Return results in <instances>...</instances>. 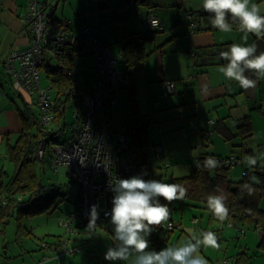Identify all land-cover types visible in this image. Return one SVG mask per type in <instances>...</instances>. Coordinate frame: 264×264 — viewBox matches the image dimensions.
<instances>
[{
	"label": "crops",
	"instance_id": "obj_1",
	"mask_svg": "<svg viewBox=\"0 0 264 264\" xmlns=\"http://www.w3.org/2000/svg\"><path fill=\"white\" fill-rule=\"evenodd\" d=\"M48 1L52 4L55 17L70 21L69 29L75 36L79 35L77 31L83 22L89 23L99 39L109 44L113 51L118 49L114 52L121 55L119 66L125 72L128 69V65L123 61L126 44L134 35L147 36L143 40L144 57L134 64L133 74L126 76L124 85L116 91L115 96L118 93L124 108L120 110L124 112V119H126L129 88L133 86L135 89L139 112L145 117L148 126L150 145L147 154L151 144L159 143L163 147L162 157L154 162L152 168L170 166L167 160L181 158L192 161V170L199 156L215 158L235 156L240 159L241 164L233 167V171L227 172L228 177L232 180H240L244 170L249 168L254 169L250 181L258 182L259 173L264 172V78L255 75L256 87L254 90L245 91L240 88L238 82L227 79L219 70L221 65L227 63L221 58L220 52L226 51L233 43H244L242 37L245 35H247V45L253 44L257 38L255 34L241 32L237 24H233L230 32L216 29L211 23V14L205 12L202 7L203 0ZM185 2H189L192 6H201V9L200 7L196 8L198 10L189 9L196 15H192L191 12V14H185L184 22L180 23L178 9H183ZM27 4L28 0H0V172L5 171L7 174L11 173V169L14 171V165L9 158V149L16 144L22 131L20 110H24L25 106L32 102V95L27 91L11 88L5 73L10 51L23 49L30 42V32L23 23ZM151 13L160 20V27L154 30L147 23ZM204 16L208 22L205 23L204 20L201 23ZM75 17L79 22L83 20L78 26L75 24ZM175 20L176 22L172 24ZM234 32L237 35H234ZM53 61L54 59L51 60ZM79 61L85 67L84 86L90 90L91 86L90 89L87 88L89 83L87 58L84 55ZM51 62L48 61V63ZM43 71L45 70H41V73ZM96 77L97 72L95 79ZM166 80L174 81L176 89L170 95L162 96L161 84ZM46 84L48 82L45 78L43 85ZM118 97H116L117 106ZM111 115H113V109ZM244 116H247L251 125L250 131L245 135L240 134L238 129V124ZM209 132H211L210 141L206 142ZM222 140H225L226 150L222 149ZM198 143H202L200 148L197 147ZM248 156L257 157V164L254 167L247 165ZM150 172L149 170L148 173ZM239 174L242 175L241 178L236 179L235 175L238 178ZM253 176H256L255 181ZM44 188L46 187L39 188L37 191ZM78 194H80V188ZM78 201L79 195L74 202V207L62 212L63 217L77 207ZM181 203L197 207L196 204L184 203L183 200ZM259 205L263 209L264 206L260 202ZM63 217H59L58 221L61 226ZM172 220H174L173 217ZM210 220L214 221V228L217 229L209 230L215 231L219 238L218 242L225 233H231L230 229H223L225 221L227 226L234 227L229 225V222L233 221L229 217L223 222ZM201 221L198 217L193 218V226ZM200 225L202 226L203 222ZM70 227V230L64 227V234L56 236L51 241L43 240L53 244L61 239L69 248H80V251L60 255L59 264H131L133 257L115 262L104 259L105 252L109 247L114 246V241H109L105 232L101 230L102 228L107 232L112 231L103 222H96V227L90 231L88 223H80L75 219ZM241 227L244 228L243 232L234 228L238 234L242 233L246 235L244 238H247L245 225ZM173 230L174 228L170 231L167 240L161 244H153L150 241V248L158 251L164 247V244L168 245ZM203 231L202 229L200 232ZM177 236L180 239L182 232L176 233L174 238ZM202 249L205 248H201L200 253L207 259L208 264H238L240 262L248 264L251 260L248 249L230 255L231 257L224 258L222 261L212 260L215 253L212 251L213 248H207L210 254L203 252ZM54 251V249L42 250L43 260L33 264H52L56 260ZM216 252H220V249ZM6 253L7 247L0 242V255L7 258ZM10 262L11 260L7 264H12Z\"/></svg>",
	"mask_w": 264,
	"mask_h": 264
},
{
	"label": "built area",
	"instance_id": "obj_2",
	"mask_svg": "<svg viewBox=\"0 0 264 264\" xmlns=\"http://www.w3.org/2000/svg\"><path fill=\"white\" fill-rule=\"evenodd\" d=\"M23 23L30 32V42L23 49L10 51L6 71L12 76L16 89L36 95L41 108V123L49 125L53 118L54 101L48 87H42L40 83L41 66L60 52L68 38L75 41L77 36L69 29L70 21L55 18L52 4L48 0H28ZM147 23L151 29L160 27V20L154 13L148 16ZM80 37L91 48L97 77L90 90H85L84 87L82 89L84 110L75 113L70 136L63 139L60 135L59 140L51 147L54 154L53 166L57 169L64 165L70 179L78 183L80 188L77 207L64 215L61 224L70 230V224L75 219L80 223H89V209L95 204L99 212L96 222H103L113 231L110 211L114 193L109 187L110 178L116 176L123 179L138 175L142 166L147 171L151 170L154 162L162 157L163 147L159 143L151 144L148 154L144 156L130 145L126 132L118 133L116 140L114 139V133L107 125L108 117L117 102L115 93L124 85L130 70L125 72L120 68L121 55L99 39L89 23L80 26ZM161 86L162 96H167L176 89L172 80L163 81ZM99 115L102 116L101 120L98 119ZM210 134L211 132L208 133L206 142L210 141ZM200 146L202 143H198L197 147ZM219 161L225 168L241 164L240 159L235 156L220 158ZM253 173L254 169L246 168L243 176L250 180ZM32 195L34 198L39 196L38 193ZM5 202L6 196H0V206ZM229 225L244 231L234 221L229 222ZM175 226L176 223L172 220L161 225L165 229H173ZM41 247L47 251L55 250L56 260L52 264H59V257L64 253L80 251L79 247H67L61 239L53 244L43 241Z\"/></svg>",
	"mask_w": 264,
	"mask_h": 264
},
{
	"label": "trees",
	"instance_id": "obj_3",
	"mask_svg": "<svg viewBox=\"0 0 264 264\" xmlns=\"http://www.w3.org/2000/svg\"><path fill=\"white\" fill-rule=\"evenodd\" d=\"M55 18L60 20L57 17ZM230 23L239 25V21L231 17ZM77 37L73 42L68 38L62 45L60 52L49 60L51 62L54 59V61L51 63L45 61L41 66V70L46 71L48 82L46 85H41L42 87H48L54 101L51 123L49 125L41 123V108L37 103L35 94H31V103L36 104L39 108V115L33 110L31 103L28 106L25 104L27 107L25 106L24 110H20L22 131L16 144L9 149V158L14 165V171L11 174H7L5 171L0 172V196H6V202L0 206V224L6 223L7 219L14 215L16 208L23 209L22 203L30 201V205H37V202L53 190V188L48 187V189L44 188V193L39 194L38 197L34 198L32 195L39 188L44 187L37 174V168H43L44 162H48L53 166L54 154L51 147L59 140L60 135L67 126V108L71 104L74 106L73 119L76 112L84 110L81 92L86 83L85 67L79 59L87 52L84 51L86 45L83 39ZM146 38L147 36L142 34L134 35L126 44L123 61L130 70L127 76L133 74L134 69L132 67L144 57L143 40ZM5 73L9 78L11 88L18 90L14 87L13 78L6 71V67ZM85 90L88 89L85 88ZM124 125L129 136L130 145L137 152L143 153L144 156L147 155V149L150 145L147 121L139 112L136 91L133 86L129 88L128 92V116ZM238 129L239 133L244 135L250 131L251 125L247 116L241 118ZM40 152L42 155H40ZM205 158L206 156L198 157V162L193 166L190 174L172 179V183L182 184L188 189V194L183 202L200 206L208 212L210 219L218 221L208 209L206 198L209 194H219L217 189L223 190L227 196L229 218L241 226H253L258 229L260 233L258 247L264 250V210L259 205L260 199L264 196V172L259 173L257 183H252L245 177L240 180H232L227 175L228 168L222 165L211 170L204 168L203 161ZM216 159L219 160L220 158L217 157ZM54 169L58 170L59 166L57 169L54 167ZM141 173H145L144 179H150L148 171L143 166L140 170ZM71 181L73 180L71 179ZM246 183L250 184L255 190L251 195L243 190V185ZM161 203L166 202L161 198ZM169 208L171 210L169 220H172V202L169 204ZM171 230L165 229L161 225L156 226L149 239L153 244H161L167 240ZM238 264L244 263L240 262Z\"/></svg>",
	"mask_w": 264,
	"mask_h": 264
},
{
	"label": "clouds",
	"instance_id": "obj_4",
	"mask_svg": "<svg viewBox=\"0 0 264 264\" xmlns=\"http://www.w3.org/2000/svg\"><path fill=\"white\" fill-rule=\"evenodd\" d=\"M202 7L211 14L213 27L230 32L233 24L229 16L239 21V30L243 33L255 34L264 38V15L260 6L252 0H203ZM244 43H233L220 56L227 61L219 70L229 80L238 82L245 91L254 89L257 80L251 78V71L264 78V51H259L257 44L247 45V35L242 37ZM246 163L250 167L257 164V157L248 156ZM221 162L214 156H207L203 161L206 169H216ZM145 173L129 178L113 176L109 187L114 193L110 211L113 225L114 246L104 254L107 261H125L133 257L131 264H208L200 253L201 247L219 248L218 236L214 231H203L199 234L190 232L189 236L177 244L165 246L160 250L150 248V239L156 226L170 219L169 204L176 200H184L188 189L179 183H166L157 179H144ZM243 190L251 195L255 190L250 184H244ZM219 194H209L206 198L208 209L220 222L229 217L227 196L223 190ZM161 198L166 203H161ZM109 215V213H106ZM89 230L96 227L99 218L98 206L93 204L89 209Z\"/></svg>",
	"mask_w": 264,
	"mask_h": 264
},
{
	"label": "rangeland",
	"instance_id": "obj_5",
	"mask_svg": "<svg viewBox=\"0 0 264 264\" xmlns=\"http://www.w3.org/2000/svg\"><path fill=\"white\" fill-rule=\"evenodd\" d=\"M253 3H256L260 6L261 14L264 15V0H252ZM203 3V1H202ZM200 7V8H199ZM201 9V6H192L189 2H185L183 5V9L179 8V20L180 23H183L185 20V14L192 13L196 15V13L189 9ZM198 10V9H196ZM190 13V14H191ZM173 14V13H171ZM206 14V13H204ZM206 16H204L201 20L203 23ZM208 22V20H205ZM80 22H83L81 20ZM77 21V17H75V24L80 23ZM176 22L173 21L172 24ZM84 23V22H83ZM81 26V25H80ZM176 26V25H174ZM182 25H177L176 27H180ZM77 31V29H76ZM78 36H80V28L77 31ZM234 35H237V33L234 32ZM87 54L85 57L87 58V78L89 79V83L87 85V88L93 86V81L96 76V69L94 67L93 58L90 55L91 54V48L86 47ZM118 50V49H114ZM90 53V54H88ZM91 57V58H90ZM46 78L45 71L41 73V84H44V79ZM96 80V79H95ZM90 89V88H89ZM116 97H118V93L116 94ZM31 106L33 110L36 111V113L39 115V108L36 106V104L31 103ZM73 109L74 106L71 104L67 108L66 112V123L67 126L65 130H63V133L61 134V137L63 139H67L71 134V122L73 121ZM113 109V115H109L108 117V127L113 131L114 133V139L116 140L117 134L122 133L125 131V119H124V112H122L120 109L122 108L121 101L118 97V106L114 105L112 107ZM99 120L102 119V116L99 115ZM222 149L226 150V143L225 140H222ZM170 164V166H159L160 168H152L149 173L150 179H157L162 180L166 183H172V179L174 177H179L183 175L190 174L191 172V160L189 159H170L166 161ZM175 165H177V169L175 168ZM173 167V168H172ZM237 167V166H235ZM154 169V170H153ZM176 169V170H175ZM233 171V168L228 169V173ZM13 170L11 169V173ZM10 173V174H11ZM37 174L41 180V183L46 188H53L52 191L48 192L47 196L43 197L39 202H37V205H30V201L22 203V208H16L14 211V215H11L6 223L0 224V242L4 246L7 247V253L6 257H3V255H0V264H7L9 260H11L10 263L15 264H33L37 263L43 260L42 258V250H44L41 247V242L43 240L45 241H51L55 239L58 235L64 234V227L59 224V217H63L64 210H68L74 207V202L78 197V189L79 185L78 183H75L74 181H71L70 177L67 174V168L64 165L59 166L58 171L54 169V167L48 163L44 162L43 168L38 167L37 168ZM241 174H239V177L237 178V175H235L236 179L241 178ZM234 177V178H235ZM244 176H242L243 178ZM256 176H253V181H255ZM54 186L56 187L54 189ZM38 193H44V190L36 191L33 194ZM63 193H65V196H63ZM63 198V199H62ZM260 204L264 206V197L262 200H260ZM172 217L175 220V223L177 224L176 227H174L172 236L167 244H164L165 246H170L173 244H177L181 240L187 238L190 234V232H194L196 234H199L200 231L203 229L205 231H213L209 230L214 228L215 223H213L208 216V213L203 210L199 206L194 205H188V204H182L180 200H176L172 202ZM264 209V207H262ZM32 209V210H28ZM198 217V220L201 219L202 221L195 226H193L192 219ZM203 222V225L200 224ZM224 228L223 229H230L231 233H225L223 237H221V240L219 245H222L219 248H213L214 255L212 257V260L216 261H222L224 258L231 257L230 255L237 254L241 250L246 251L248 249L249 255H250V262L248 264H264V250L258 247L259 244V230L255 229L253 226H245L246 228V234L247 238H244L246 235H242L237 233L236 228L229 227L226 225V221L224 222ZM218 225H216L217 227ZM217 229V228H214ZM102 231L105 232V236L110 240H113V231L107 232L104 229L101 228ZM178 232H182V236L180 239L179 236L177 238H174V235ZM215 232V231H214ZM219 233V232H217ZM95 235V234H94ZM93 235V236H94ZM253 235V238H252ZM240 236V238H239ZM106 238V239H107ZM219 239V238H218ZM205 248V247H201ZM218 249H220V252H216ZM203 252L210 254L209 250L207 248L202 249ZM42 259V260H41Z\"/></svg>",
	"mask_w": 264,
	"mask_h": 264
},
{
	"label": "water",
	"instance_id": "obj_6",
	"mask_svg": "<svg viewBox=\"0 0 264 264\" xmlns=\"http://www.w3.org/2000/svg\"><path fill=\"white\" fill-rule=\"evenodd\" d=\"M255 44H257L258 50L259 51H264V38H256L254 41ZM247 75H249L251 78L255 79V74L252 73L251 71H249L248 73H246ZM254 90V89H253Z\"/></svg>",
	"mask_w": 264,
	"mask_h": 264
},
{
	"label": "bare ground",
	"instance_id": "obj_7",
	"mask_svg": "<svg viewBox=\"0 0 264 264\" xmlns=\"http://www.w3.org/2000/svg\"><path fill=\"white\" fill-rule=\"evenodd\" d=\"M172 221H174V220H172ZM175 222V221H174Z\"/></svg>",
	"mask_w": 264,
	"mask_h": 264
}]
</instances>
